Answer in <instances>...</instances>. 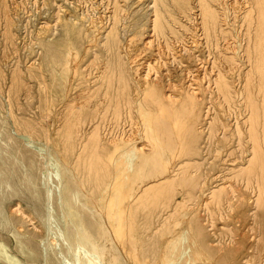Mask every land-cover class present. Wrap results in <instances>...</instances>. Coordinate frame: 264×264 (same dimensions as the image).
<instances>
[{
	"label": "rangeland",
	"instance_id": "1",
	"mask_svg": "<svg viewBox=\"0 0 264 264\" xmlns=\"http://www.w3.org/2000/svg\"><path fill=\"white\" fill-rule=\"evenodd\" d=\"M3 1L4 0H0V243L6 246L9 255L18 258L23 262L22 264H35L32 260H42L44 258L47 259V262L43 263L39 261L38 264H73L75 263L74 249H76V243L78 242L82 246L87 247V250L95 253V256L89 255L95 262H97L96 258H99L103 264H211V262L213 263V260L218 258L219 255L217 250L212 248L214 243H219V240L220 242L223 241L228 243L232 238L246 234L247 231L248 234L253 233V230L250 228L253 224H249L253 222L252 217L248 215L245 217L244 221H237L235 215L237 209L233 205L234 200H231L230 202H227L226 200L217 201L216 196H214V198L213 196H209L208 191H203V188L211 185L212 182V185H215L222 181H212L210 178L208 179L207 175L205 178V175L198 174L200 173V169L204 168L203 170L206 172L208 169L207 167L210 166L214 169L216 168L215 171H217L220 167L218 164H220L221 160L228 157L227 153L229 152V157H231L238 150V145L236 146L237 136L233 133V128L231 126L234 125L236 119H241V116L245 114L246 110L243 106L245 104V87L247 86L245 80L247 79L246 73L250 69V66L245 63L246 59L243 56L247 44V22L239 9L241 6L247 5V0H232V2L231 0H228L227 2L222 0H212L214 1L213 3L215 7L219 9L218 12L221 13L219 16L220 19L216 24L217 28L215 33H217L218 28L219 31H221H218L217 34L214 33L207 35L205 29H203L204 26L201 20V11L198 0H188L190 6L187 9L188 13L174 12V9L173 12L176 18L175 21L172 20L171 22V28L173 27V30L165 29L164 34L151 28L152 25L149 24H152V21L149 22L147 17L144 16L147 14L146 10L149 9L148 12H151L149 4L151 5L152 2L150 0H144L142 5L148 3L144 5L145 7H142L141 5L139 8L140 12L138 11L135 14V16H139L142 21L139 22L138 29L141 27L140 30L136 29L137 32L133 31L134 27L132 30L130 28L132 32L130 30L126 32L125 30L123 31L119 29V32L121 31L120 40H122V42L127 40V43L128 39H131V43L132 39L135 37V45L140 44L138 46L136 45L138 47L136 52L141 51L137 54L138 56L140 55V61L142 62V73L146 74V76L148 75L151 79H155L153 81L156 83H160L159 85L156 84L157 88L159 87V91H162L164 88L168 90V93L171 91L170 94L172 95L170 96L174 97H171V99H173L172 101L178 99L175 108L176 112L179 113L181 117H178V119L175 120L173 119L175 117L174 115L178 116L179 114L172 112L174 115L168 120L172 113L170 114V110L168 109V112L163 113L164 110H167H163L166 105L161 102L162 100L160 101L156 96L150 95L151 91L148 87H144L143 85H141L142 87L140 85H136L135 87L132 78H128L129 80L126 79L123 83H126L127 85L129 83L130 85V82L132 81L131 84L133 86L130 85L127 87L129 91H127V94H129L126 95L127 97L125 96V99L129 96V102L120 99L118 96L122 92L118 90L122 88L120 82L117 83L120 87L117 89L118 91L111 92V86H107L111 84H108L106 80L104 81V79H101L99 76L100 74L97 75L102 67V61L104 56L106 57V53L104 54L105 51L102 50L101 45L98 43H96V45L93 41L89 40L92 37L91 34V36L87 35V37L90 38L85 37V43L81 45L78 53V58L83 62L82 67L85 70L84 73L86 75L81 78L79 76L77 80H79L78 82L81 83V86L87 89L85 90L86 93H84V96L79 99L82 100L77 101L73 105V110H78L80 115L76 118L74 115L71 116L68 113V108H66L68 107V104L66 103L69 101L72 102L71 94L69 93L70 85L76 79L75 76H72L70 78L71 83L69 82L62 85L63 79L56 74L57 69L55 71L53 65V59L56 57L53 41L60 32L58 15L61 14L63 10L75 9L76 13L81 14L85 18L88 19L90 16L91 18L95 17L94 19H97V21H100L101 19L100 23H103L102 21H104L107 25L109 23L107 16L109 15V8L112 5V0H42V2L41 0ZM56 1L58 3L60 2L58 5L62 10L57 6ZM104 2L108 4L106 5ZM238 2L240 3V6ZM170 4L171 7H173L171 0ZM55 5L58 8H54ZM146 5H148V7ZM222 5H225V7H222ZM237 5L239 6V8H237L239 12L237 10L235 11L236 8H233ZM85 9H87V11ZM86 12H88L89 15ZM101 14H103V16ZM142 18L145 19L142 20ZM150 18L152 19L153 16H150L149 19ZM178 18L179 20L177 21L176 19ZM129 19L131 18L129 17ZM129 19L127 20V23L129 22ZM51 21L55 22L53 23ZM253 21L255 22L254 19H252V22ZM222 22L223 24H221ZM131 23L132 22L130 21V24ZM219 25H223L221 26V29ZM118 26L121 28L120 22H118ZM252 28V32L254 33L255 25ZM38 31L41 32V34ZM130 33H133V35ZM126 34L129 38L124 37L127 36ZM139 36L142 37L140 38ZM86 39H88V41ZM137 40L140 42L138 41L139 43H137ZM142 41H145V44ZM141 43L144 48L139 49V47H143ZM89 45H91L92 48ZM230 50H233L235 53ZM96 51H98L97 53L99 54L95 53ZM123 52H121V55L124 57L126 53L124 52V54H122ZM101 53L102 58L100 57ZM220 53L223 56L227 54L232 55L234 59L237 60L234 64L237 63L235 65L238 67L235 68L236 66H234L232 68H225V66H222L221 64L220 65L223 68L219 67L217 61L219 57H222ZM93 54H95V56ZM107 55H109L108 52ZM239 58L241 60L244 59L240 61ZM94 61L97 62L95 63ZM109 68V70L113 68L114 72L118 70L117 68L115 69V67ZM127 69L128 68L125 69L127 74L131 76L129 73L130 70ZM92 70H94V72ZM220 70L225 72V79L229 81V84H231L233 88V90L231 88L233 94L231 93L227 100L225 98L224 90L220 83H218L220 82ZM87 71L88 73H86ZM261 71L264 72V68H260L259 73L253 69L251 73L252 76L250 75V78L248 77L252 88L249 85L248 87L251 88L252 92L254 91V93H252L253 96H256L257 91H259L260 95L262 93V95H264V73H261ZM55 74L57 79L54 78ZM92 76L94 78H92ZM89 77L91 80H89ZM82 82L88 83L85 85ZM99 83L102 85L99 86ZM185 83L187 87L191 88L190 91H193L194 98L193 94L192 96L187 95L185 97L184 94L182 95V91L180 92L183 85L186 86ZM195 85V88L192 87ZM130 87L131 89H129ZM94 89L95 93L93 92ZM104 89L107 95L104 92ZM196 89H198V93L196 92ZM116 94L118 98H116ZM113 95H115V97H113ZM109 96H111V98ZM191 97L193 98L192 100H190ZM107 98L112 100L115 99L116 101H113V105L111 104L112 100L109 102L110 104H106L109 100ZM179 100L182 102L180 103ZM90 101L94 103L97 108H100H98L99 111H97V108H95L96 110L90 109V112L87 111L88 103ZM192 101H195L201 107L208 110L207 112L209 114L204 116V124L202 125L204 129L199 139L200 147L203 148L202 153L204 154L205 160L202 159V161L204 160V163L202 164L201 162L198 163V171L194 174L195 183L197 181V185H187V187H190H188V190H190L189 194H184L186 195L184 196L183 202L185 206H179L180 208L176 209L177 212H172L170 215L171 218L167 217L165 220H159V218L156 217L157 214L165 215L167 213L168 207H166V205L171 198L177 197V199H180L181 190L177 188V183L180 185L178 179L164 181L163 183L161 182L160 184L151 187L153 190H146L145 194H143L144 196H140L136 203L138 207L135 206L130 211H118L108 206L99 209V207L97 208L91 202H87L84 205V202L87 199L89 200L87 195L91 194V197L98 201L99 197L104 194V199L107 198V200H109L112 190L119 193H125L128 187H132L137 182L141 183L142 181L141 184H143L150 176L162 173L164 171L163 167H165L164 164L167 163V165H169L170 162L175 161L176 159L178 160L186 155L180 154L182 149L184 150L185 148L184 139L180 138L182 137V134L184 137L183 128L181 130V119L186 112H184L186 109L183 107L189 105ZM124 102L127 106H125ZM160 103H162V105L164 104L163 108L159 106L157 107ZM136 104H139V108L138 106H135ZM110 105L114 109L111 108ZM261 105H264V98L261 100L260 107ZM106 106L107 108H105ZM170 107L173 108L172 105H170ZM102 108H105V110ZM126 108L129 111L128 113ZM146 108H149V110ZM155 108H159L158 111ZM263 109L264 106L260 108L261 115L264 114ZM93 111L96 116L93 114ZM117 111L119 112L117 113ZM91 113L92 115L90 116L94 117H92V119L89 116ZM68 115L67 123L65 122L63 124V120L61 119H64V117ZM214 115L219 116L218 119L219 121L221 119L220 122L224 121L229 123L230 128L228 125L225 127L223 125V127L220 126L221 123L217 121L215 122L213 130L210 131L212 133H210L208 130L209 122L211 121V116ZM159 116L162 117V119H165L164 117H166V121H171V124L172 119L174 120V123L172 124L175 127V129L173 127L174 130L171 128L172 126L170 123V126H167L170 130V134L168 133L169 139L171 141V139L174 138V141H171L172 143L170 142L171 145H173L168 146L166 157L161 160L160 158H157L159 160H157L159 162L158 164L161 165L157 172L146 174L148 172L147 170H149L148 167L147 169L144 167L137 169L134 166L131 168L133 160L127 155L122 154L127 147L123 140L131 133L135 134V138L133 137V139H135L136 144L147 150H153V152L156 153V148H159L158 146L168 138L167 132H162V130L159 131L158 124L156 123L157 119L154 118H159ZM81 117L84 119L82 120ZM75 119L77 121H75ZM88 119L91 121H88ZM58 120H60V122ZM97 121L100 122L101 126H99ZM104 121L108 124H105ZM75 122L79 123L78 132H81H77V135L74 137L75 139L73 138L71 142L67 144L69 142L68 138L72 135V132L67 131V128L72 126L71 124ZM94 123H97L96 126ZM102 125L104 127H102ZM91 127L93 129H91ZM101 127L103 129H101ZM156 127L158 128L157 130H155ZM215 129L217 130L213 132ZM222 129H224V131ZM169 130L167 131L169 132ZM143 133H145V135ZM147 133H150V135ZM160 133L162 134L160 135ZM79 136H81V139ZM235 137L236 139H234ZM84 138L85 140H83ZM151 139H154L156 142L160 139V141L156 143L153 140L156 144L155 145ZM80 142L81 144H83V142L86 143L83 144V146ZM158 143L159 145H157ZM151 146L156 148L153 149ZM93 147L96 151L93 150ZM170 152L173 154L172 156ZM156 154H159V152ZM194 155L196 154H193V156ZM69 156L71 158H68ZM221 156L223 157L221 158ZM94 164L99 166L96 167ZM77 165H79V168ZM90 165H92L91 168ZM215 165L216 167H214ZM105 167L109 170H106ZM96 173L98 174L97 176ZM197 175H199L200 179ZM229 175H231V173ZM93 178L94 180L98 179L97 182L96 180L95 182L94 180L92 181L91 179ZM230 178L231 176H227L223 181L231 182L232 178ZM122 179L123 181H121ZM83 180H85V182ZM191 186L193 187L192 191ZM225 189V192L228 193V185ZM244 189L249 191L246 187H244L243 190ZM176 190L180 191L177 192ZM234 197L233 199H237L236 195ZM215 201L217 203L220 201V205ZM63 203L65 205L67 204L69 209L65 207V205L62 207ZM249 208H251V206ZM79 210L80 213L78 212ZM256 212H259V208ZM119 214H121V216H119ZM256 224L258 225L257 222ZM61 237L63 238V242L61 241ZM262 241L264 243V239H262ZM64 242L65 246H63ZM60 248H65V255L60 252ZM102 248L105 250H101ZM64 251L62 252L64 253ZM252 255H249L245 260L240 261L245 264H264V261H261L262 258L260 256ZM89 256H84L79 251L80 264H86L85 261ZM238 259L239 258L236 257L232 260L227 259V261L232 264V261H237ZM0 262L9 263L1 256V253Z\"/></svg>",
	"mask_w": 264,
	"mask_h": 264
},
{
	"label": "bare ground",
	"instance_id": "2",
	"mask_svg": "<svg viewBox=\"0 0 264 264\" xmlns=\"http://www.w3.org/2000/svg\"><path fill=\"white\" fill-rule=\"evenodd\" d=\"M53 1V0H52ZM64 1V0H62ZM66 1V0H65ZM70 1V0H69ZM68 1V2H69ZM77 1V0H76ZM79 1V0H78ZM108 1V0H106ZM111 1V0H110ZM152 3L151 5L149 4V8H151V12H148V10H146L147 14H145L144 16L147 17V20L150 22L152 21L151 23L152 24H149V25H152L151 28L157 30L159 33H162L164 34L165 32V29L166 30H171V22L172 20L175 21V15H174V12L178 11V12H183V13H186L187 12V9L190 7L189 6V2L188 0H171L172 2V5L173 7H171V4H170V0H150ZM224 2H227L228 0H222ZM238 1V0H237ZM5 2V0L3 1ZM42 2V0H41ZM57 2V1H56ZM73 2V1H72ZM144 2V0H112V5L111 7L108 9L109 10V15L107 16L108 19H109V23L106 25V22L104 23V21H102L103 23H100L101 22V19L100 21H97V19H94V18H85L84 16H82L81 14H78L76 13V10H63L61 14L58 15V18H59V21H60V32L58 33V36L55 38V40L53 41L54 43V47H55V51H56V57L53 59V65L55 67V71H56V74L58 76L61 77V79H63L62 81V85H65L67 83H71L70 81V78L72 76H75V81L70 85V94H71V101L72 102H68L66 104H68V113L71 115V116H75L76 118H78V115H80L79 111H75L73 110V105L77 102V101H81L79 100L80 98H82L84 96V93L85 90H87L85 87L81 86V83L78 82L79 80L78 77L80 76L83 77L85 76L86 74L84 73V69L82 67V64L83 62L78 58V53H79V49L81 47V45H83L85 43V37H87V35H92L91 41H93L95 44L98 43L99 45H101V48L104 52V54L106 53V57L104 56V59H103V63H102V67L101 69L99 70V73L97 75L100 76L101 79H104V81L106 80L108 82V84L110 83L111 85H107L108 87L111 86V92L113 91H116L118 88H120L118 86L117 83H121L122 84V88L118 89L119 91H122L118 96L120 99H123V100H127L128 101V98L125 99L128 95L127 94V91H128V88L131 84V82L133 81V85L136 87V85H143L144 87H148V89H150V95L152 96H156L157 99H160L161 102H163L166 107L163 108V105L162 103H160L159 105H157V107H161L164 109H168L170 110V114L173 112V113H177L176 112V102L177 100L175 101H172L173 99H171V97L173 96H170L172 94L171 91L170 93H168L166 90V88H164L162 91H159L158 88H157V85L156 84H160V83H156L155 79H151V77H148V75L146 76V74H143L141 70V67H142V62L140 61V55L138 56V52H141V51H138L136 52V50L138 49V45L140 44H136V39H134L132 36V42L130 43V40L131 39H128V42L126 43L127 40H125L124 42H122V40H120V32H119V29L121 30H125L126 32L133 29V31H136L137 30H140L138 29L139 28V22H142L139 18V16H135V14L139 11V8L141 7L142 3ZM147 2V1H146ZM199 2V6H200V11H201V20H202V23H203V29H205V32L208 34H214L215 31H216V24L218 23L219 21V16H220V12L219 9H217L214 5V1L212 0H198ZM232 2V0H231ZM240 2V1H239ZM238 2V3H239ZM245 2V1H244ZM248 2V3H247ZM246 4L247 5H244V6H241V8L239 9L240 13H242L244 19L246 20L247 22V29H246V34H247V44H246V47H245V54H244V58L246 59L245 63H247L249 66H250V69L247 71L246 73V77L248 79V77L250 78V75L252 73V70H256L257 73L260 72V68H264V0H247ZM60 3V2H59ZM58 2L56 3L57 6H59ZM71 3V2H70ZM69 3V4H70ZM77 3V2H75ZM80 3V2H79ZM84 3V2H83ZM102 3V2H101ZM105 3V2H104ZM148 3V2H147ZM145 3V4H147ZM150 3V2H149ZM222 3V2H221ZM234 3V2H233ZM236 3V2H235ZM243 3V2H242ZM78 4V3H77ZM103 4V3H102ZM106 5L108 3H105ZM144 4V5H145ZM216 4V2H215ZM224 4V3H222ZM229 4V3H228ZM245 4V3H243ZM6 5V4H5ZM49 5V4H48ZM82 5V4H81ZM142 5V7L144 6ZM233 5V4H232ZM231 5V6H232ZM242 5V4H241ZM4 6V5H3ZM55 5L54 8L57 7ZM80 6V5H79ZM148 7V5H146ZM217 6V5H216ZM225 7V5H222V7ZM227 6V4H226ZM234 6V5H233ZM238 6V5H237ZM233 7V8H236L235 11L237 10V8H239L240 6V3H239V6L237 7ZM75 7V6H74ZM145 7V6H144ZM6 8V7H5ZM40 8V7H39ZM45 8V6H44ZM58 8V7H57ZM59 8L62 10V8L59 6ZM229 8V7H228ZM232 8V9H233ZM53 9V8H52ZM80 9V8H79ZM145 9V8H144ZM175 9V11L173 12V10ZM225 9V8H223ZM222 9V10H223ZM42 10V9H41ZM50 10V9H49ZM57 10V9H56ZM84 10V8H83ZM87 11V9H85ZM106 10V9H105ZM229 10V9H228ZM40 11V10H39ZM54 11V10H52ZM107 11V10H106ZM238 11V10H237ZM238 11V12H239ZM80 12V11H79ZM105 12V11H104ZM103 12V13H104ZM140 12V11H139ZM145 12V11H144ZM237 12V13H238ZM42 13V12H41ZM55 13V12H54ZM58 13V12H57ZM60 13V12H59ZM81 13V12H80ZM88 13V12H86ZM102 13V12H101ZM107 13V12H106ZM105 13V14H106ZM188 13V12H187ZM53 14V13H52ZM56 14V13H55ZM85 14V13H84ZM80 15V16H79ZM86 15V14H85ZM89 15V13H88ZM94 15V14H93ZM103 16V14H101ZM100 15V16H101ZM177 15V14H176ZM179 15V13H178ZM239 15V14H238ZM101 16V17H102ZM150 16H153V18L149 19ZM54 17V16H53ZM87 17V16H86ZM99 17V16H98ZM100 17V18H101ZM106 17V18H107ZM129 17L131 19H129ZM242 17V18H243ZM38 18V17H37ZM55 18V17H54ZM128 18L129 19V22L127 23V20L126 19ZM103 19V17H102ZM145 19V18H142V20ZM252 19L255 20V22L253 21L252 22ZM56 20V19H55ZM106 20V19H105ZM140 20V21H139ZM177 21L179 20L176 19ZM42 21V20H41ZM47 21V19H46ZM58 21V20H57ZM107 21V20H106ZM130 21L132 22L130 24ZM243 21V19H242ZM45 22V21H44ZM53 22V21H51ZM55 22V21H54ZM53 22V23H54ZM118 22H120L121 24V28H119L118 26ZM245 22V21H244ZM43 23V22H42ZM52 23V25H53ZM128 25H127V24ZM41 24V22H40ZM46 24V23H45ZM130 24V26H129ZM223 24V22L221 23ZM43 25V24H42ZM246 25V23H245ZM255 25V31L254 33L252 32V27ZM41 26V25H40ZM44 26V25H43ZM129 26V27H127ZM132 26V27H131ZM175 26V25H173ZM220 26V29H221V26L223 25H219ZM218 26V27H219ZM225 26V25H224ZM46 27V26H45ZM58 27V26H57ZM169 27V28H168ZM246 27V26H245ZM252 28V29H251ZM143 29V27H142ZM175 29V27H174ZM37 30V29H36ZM54 30V29H53ZM130 30V31H131ZM154 30V32H155ZM173 30V29H172ZM176 30V29H175ZM174 30V31H175ZM219 31V28L217 29ZM150 31V30H149ZM156 31V32H157ZM173 31V32H174ZM217 31V33H218ZM221 31V30H220ZM219 31V32H220ZM242 31V29H241ZM39 32V31H38ZM37 32V33H38ZM132 32V31H131ZM137 32V31H136ZM157 32V33H158ZM169 32V31H168ZM167 32V33H168ZM176 32V31H175ZM174 32V33H175ZM244 32V31H243ZM36 33V34H37ZM41 34V32H39ZM125 33V32H124ZM139 33V32H138ZM145 33V32H144ZM156 33V34H157ZM178 33V32H176ZM215 33V34H217ZM222 33H225V32H222ZM242 33V32H241ZM133 35V33H130ZM129 34V35H130ZM143 34V33H142ZM52 35V34H51ZM90 35V36H91ZM127 35V34H126ZM144 35V34H143ZM145 35L147 36V34L145 33ZM144 35V36H145ZM223 35V34H221ZM243 35V34H242ZM37 36V35H36ZM145 36V37H146ZM160 36V35H158ZM162 36V35H161ZM213 36V35H212ZM225 36V35H223ZM48 37V36H47ZM51 37V36H50ZM123 37V35H122ZM124 37H128L127 36H124ZM123 37V38H124ZM130 37V38H131ZM140 38L142 36H139ZM138 37V38H139ZM144 37V38H145ZM87 38H90V37H87ZM129 38V37H128ZM142 38V39H144ZM45 39V38H44ZM49 39V37H48ZM88 41V39H86ZM140 40V39H139ZM137 40V43H139L140 41ZM145 40V39H144ZM139 41V42H138ZM253 41V42H252ZM134 42V43H133ZM143 42V41H142ZM145 42V41H144ZM143 42V43H144ZM88 44V42H87ZM91 45H93L92 43H90ZM145 44V43H144ZM89 45V46H91ZM97 45V44H96ZM141 45L143 46V44L141 43ZM88 46V45H87ZM88 48V47H87ZM92 48V46H91ZM95 48V47H94ZM100 48V49H101ZM140 48H144L143 47H139ZM86 49V48H85ZM99 49V48H98ZM91 50V49H89ZM142 50V49H141ZM52 51V50H51ZM54 51V52H55ZM86 51V50H85ZM93 51V50H92ZM91 51V52H92ZM125 52L126 55H124V57L121 55V52ZM144 51V50H143ZM231 52H233V50H230ZM229 51V52H230ZM53 52V51H52ZM98 51H96L95 53H97ZM100 52V51H99ZM107 52L109 53V55H107ZM124 52L122 54H124ZM220 52V51H219ZM225 52V51H223ZM227 52V53H229ZM93 53V52H92ZM235 53V52H233ZM85 54V53H84ZM83 54V55H84ZM99 54V53H97ZM141 54V53H139ZM223 54H226V53H223ZM232 54V53H231ZM55 55V54H54ZM88 55V54H87ZM91 55V54H90ZM95 56V54H93ZM92 55V56H93ZM102 53L100 54V57H101ZM220 55H222L220 53ZM241 55V54H240ZM86 56V55H85ZM89 56V55H88ZM98 56V55H97ZM96 56V57H97ZM98 57V58H100ZM83 58V57H82ZM94 58V57H93ZM102 58V57H101ZM126 59V63H125V59ZM220 58V59H219ZM218 58V64H219V67H221V65L225 66V68H232L234 66H236L235 68H237L238 66L235 65L237 63L234 64L235 60L234 57L232 55H222V57H219ZM243 58V59H244ZM89 59V58H87ZM91 59V57H90ZM96 59V58H95ZM240 59V58H239ZM242 59V60H243ZM93 60V59H92ZM102 60V59H101ZM240 59V61H242ZM88 61V60H87ZM98 61L100 62V60L98 59ZM86 62V61H84ZM95 62V61H94ZM93 62V63H94ZM97 62V61H96ZM95 62V63H96ZM98 62V63H99ZM87 63V62H86ZM84 63V64H86ZM90 63V62H88ZM126 64V65H125ZM221 64V65H220ZM89 65V64H88ZM239 65V64H238ZM91 66V65H90ZM97 66V65H96ZM101 66V64H100ZM117 66V67H116ZM88 67V66H87ZM109 67H115V69L117 68L118 70L116 72H114L113 68L111 70H109L110 68ZM218 67V68H219ZM126 68H128L130 70V75L129 76L126 72ZM223 68V67H221ZM93 69V68H92ZM127 69V70H128ZM220 69V68H219ZM87 70V69H86ZM95 70V69H94ZM94 70H92L94 72ZM227 70V69H226ZM225 70V71H226ZM221 72H219L220 74V85L222 87V89L224 90V94H225V98L227 100V98H229V96L231 95V93L233 94V92H231V88H232V85L229 84V81H227L225 79V72L223 70H220ZM58 72V73H57ZM110 72V73H109ZM88 73V71L86 72ZM92 73V72H90ZM261 73H264L261 71ZM56 74L54 75V78L57 79V76ZM91 75V74H90ZM96 75V74H95ZM145 75V76H144ZM252 76V75H251ZM263 76V75H262ZM98 77V76H97ZM155 77V76H154ZM254 77V76H253ZM252 77V78H253ZM85 78V77H84ZM92 78H94L92 76ZM130 79L132 78V81L130 82V85L128 83V85L126 84H123L126 79ZM156 78V77H155ZM159 78V77H158ZM219 78V77H218ZM97 79V78H96ZM100 79V81H101ZM128 79V80H129ZM245 80V83L247 84V86L245 87V104L243 105L245 107V114H243V116H241V119H236V121L234 122V125L231 126L233 128V133L237 136V144L236 146L238 145V150L235 154H233V156L229 157L230 153L228 152V157L227 158H224L223 160H221L220 164V167L217 171H215V169L210 166V167H207V171L204 172V168L203 169H200V175H205V178H206V175L208 176V179L210 178L212 181H215V180H221L222 182L220 183H217L215 185H208L206 188H203V191L206 190L208 191L209 193V196H216V200H226L227 202H230L231 200H234V207L237 209L236 210V217H237V221L241 222V221H244L245 220V217L246 216H250L252 217V223H249L250 225L253 224L250 228L253 230V233L252 234H248V231L246 234H243L239 237H234L232 238L231 240H229L228 243L226 242H220L219 240V243H214V245L212 246L213 249L217 250L218 252V258L214 259L213 260V263L211 262V264H230L229 261H227V259H233V258H236L238 257L239 259L237 261H232V264H245L243 263L242 261L240 260H245L249 255H257V256H260L262 258L261 261H264V243L262 241V239H264V118H263V115H261L262 113H260V108L264 105H261L260 107V103H261V100L264 98V95H260L259 94V91H257V94L256 96H253L252 93H254V91L252 92L251 88L252 86H250V81L249 79L248 80ZM89 80L90 77H89ZM160 80V79H159ZM84 81V80H83ZM88 81V80H86ZM95 81V80H94ZM99 81V82H100ZM118 81V82H117ZM161 81V80H160ZM231 81V80H230ZM91 82V81H90ZM106 82V84H107ZM158 82V81H157ZM184 82V81H183ZM253 82V81H252ZM84 83L85 85L88 83V82H82ZM98 83V82H97ZM102 83V82H101ZM233 83V82H232ZM105 84V83H104ZM191 84V83H190ZM83 85V84H82ZM98 85V84H97ZM102 85L99 83V86ZM120 85V84H119ZM132 85V86H133ZM186 85V83H185ZM219 85V84H218ZM219 85V86H220ZM248 85L251 87H248ZM96 86V85H95ZM94 86V88H95ZM104 86V85H103ZM131 86V87H132ZM171 86V85H170ZM190 86V85H189ZM218 86V87H219ZM91 87V86H90ZM106 87V86H104ZM131 87L129 89H131ZM142 87V86H141ZM173 87V86H172ZM176 87V86H175ZM182 87V86H181ZM192 87H196L195 86H192ZM107 88V87H106ZM198 88V87H197ZM260 88V87H259ZM98 89V88H96ZM122 89V90H121ZM171 89V88H170ZM191 88L184 86L183 85V88L182 90H180V92L182 93V95L184 94V96L186 97L187 95H191L193 94V98H194V93L193 91H190ZM256 89V87H255ZM99 90V89H98ZM96 90V91H98ZM103 90V88H102ZM117 90V91H118ZM136 90V89H135ZM143 90V89H142ZM141 90V91H142ZM179 90V89H178ZM195 90V89H194ZM221 90V89H220ZM233 90V88H232ZM235 90V89H234ZM92 91V90H90ZM100 91V90H99ZM159 91V92H158ZM198 91V89H196V92ZM89 92V91H88ZM95 93V89L93 91ZM104 92H105V89H104ZM109 92V93H111ZM129 92V91H128ZM147 92V93H148ZM101 93V92H100ZM106 93V92H105ZM116 93V92H115ZM119 93V92H118ZM130 93H131V90H130ZM198 93V92H197ZM102 94H103V91H102ZM174 94V93H173ZM223 94V93H221ZM236 94V93H235ZM91 95V94H90ZM105 95V94H104ZM107 95V93H106ZM196 95V93H195ZM93 96V95H92ZM95 96V95H94ZM112 96V95H111ZM111 96H109L111 98ZM126 96V97H125ZM152 96H151V100H152ZM244 96V95H242ZM88 97V96H87ZM98 97V96H97ZM103 97V96H102ZM107 97V96H106ZM113 97H115V95H113ZM112 97V98H113ZM148 97V96H147ZM196 97V96H195ZM92 98V97H91ZM94 98V97H93ZM105 98V97H104ZM116 98L117 97V94H116ZM174 98V97H173ZM176 98V97H175ZM188 98V97H187ZM192 97L190 98V100L193 99ZM200 98V97H199ZM224 98V97H223ZM231 98V97H230ZM242 98V97H241ZM89 99V98H88ZM87 99V100H88ZM100 99V98H99ZM98 99V100H99ZM102 99V98H101ZM106 99V98H105ZM109 99V98H107ZM198 99V97H197ZM235 99V98H234ZM240 99V98H239ZM84 100V98H83ZM92 100V99H90ZM103 100V99H102ZM101 100V101H102ZM112 99H109L106 104H110L109 102H111ZM118 100V99H117ZM149 100V99H148ZM232 100V99H231ZM104 101V100H103ZM102 101V102H103ZM116 101L115 99L112 100V105L113 103ZM144 101H147V100H144ZM159 101V100H158ZM157 101V102H158ZM170 101V103H169ZM189 101V99H188ZM234 101V100H233ZM100 102V101H99ZM126 102V101H125ZM124 102V104H125ZM149 102V101H148ZM179 102L181 103L182 101L179 100ZM244 102V101H243ZM101 103V102H100ZM99 103V104H100ZM117 103V102H116ZM147 103V102H146ZM156 103V101H155ZM154 103V104H155ZM57 104V103H56ZM61 104V103H60ZM64 104V105H66ZM96 104V103H95ZM103 104V103H102ZM130 104V103H129ZM142 104H143V101H142ZM152 104V103H151ZM153 104V105H154ZM186 104V103H185ZM105 105V104H104ZM102 105V106H104ZM139 104H136L135 106H138ZM147 105V104H146ZM170 105H172L173 108L170 107ZM181 105V104H180ZM100 106V105H99ZM101 106V107H102ZM111 106V105H110ZM125 106H127L125 104ZM148 106V105H147ZM179 106V105H178ZM60 107V106H59ZM115 107V105H114ZM169 107V108H168ZM180 107V106H179ZM186 107V108H185ZM183 107L184 109V117H182L181 119V130L183 128V132H184V137H183V134H182V137L180 138H183L184 139V150L182 149V153L180 154H186L184 156H182V158L180 159H176L175 161H172V162H168L169 165L164 164L165 167L164 168V171L162 173H158V174H155L154 176H150L148 178V180L141 184V183H136L135 185H133L132 187H128L126 192L125 193H119V192H116V191H113L111 192V196L109 198V200L104 199V194L101 195L98 199V201H96L95 199H93L91 197V194L90 195H87V197H89V200L85 201L84 202V205L87 203V202H91L94 206H96L97 208L99 207V209H101L102 207H110V208H114L118 211H130L132 208H134L135 206L138 207L136 205V203L138 202V199L140 198V196H142L143 194H145L146 190L148 189H152L151 187H153L154 185L156 184H160L161 182L163 183L164 181H168V180H177L178 179V182H180V185L177 183V188L181 190V197L180 199H177L176 198H171V200L167 203L166 207H168L167 209V213L165 215H161V214H157L156 217L159 218V220H165L167 217H170V215L172 214V212H175L177 208H180L181 205H184L183 202H184V194H189V190H188V187L193 184H196L197 185V181L195 183V178H194V174L196 173V171H198V163L201 162L204 163L203 161L205 160L204 159V154L202 153V149L200 147V137H201V134L203 132V120H204V116L209 114L206 110L204 109L203 107H201L198 103H196L195 101H192L189 105ZM62 108V107H61ZM97 108L96 105H94V103H92L91 101L88 103V110L89 111L90 109H95ZM99 108V107H98ZM97 108V109H98ZM107 108V106L105 107ZM105 108H102L103 110H105ZM109 108V107H108ZM111 108H113L111 106ZM139 108V106H138ZM59 109V108H58ZM65 109V108H64ZM100 109V108H99ZM99 109L97 111H99ZM114 109V108H113ZM112 109V110H113ZM116 109V108H115ZM127 109V108H126ZM125 109V110H126ZM147 109V108H146ZM156 109V108H155ZM159 109V108H158ZM158 109H156L158 111ZM57 110V109H56ZM60 110V109H59ZM62 110V109H61ZM96 110V109H95ZM107 110V109H106ZM118 110V109H117ZM130 110V109H129ZM134 110V109H133ZM136 110V109H135ZM140 110V109H139ZM149 110V108L147 109ZM146 110V111H147ZM161 110V109H160ZM167 111H163V113H166L168 112ZM264 110V109H263ZM262 110V111H263ZM67 111V110H66ZM95 111V112H97ZM131 111V110H130ZM145 111V112H146ZM154 111V109H153ZM183 111V110H182ZM90 112V111H89ZM109 112V111H108ZM114 112V111H113ZM112 112V113H113ZM116 112V110H115ZM119 111H117L118 113ZM128 109H127V113H128ZM149 112V111H148ZM48 113V112H47ZM86 113V112H84ZM158 113V112H157ZM172 113V115H168L170 116L169 119L172 118V116L174 115ZM182 113V112H181ZM219 113V112H218ZM217 113V114H218ZM50 114V113H49ZM62 114V113H61ZM66 114V113H65ZM93 114H94V111H93ZM153 114V113H152ZM156 114V113H154ZM169 114V113H168ZM179 114V113H177ZM215 114V113H213ZM212 114V115H213ZM60 115V114H59ZM58 115V116H59ZM86 115V114H84ZM83 115V116H84ZM88 115V113H87ZM92 115L89 114V116ZM95 115V114H94ZM149 115V114H148ZM158 115V114H156ZM165 115V114H163ZM162 115V117H163ZM219 115V114H218ZM211 116V121L209 122V127H208V130L209 132L211 130H213V127H215V122L219 121L218 117L219 116ZM46 116V115H45ZM57 116V117H58ZM64 116V115H63ZM96 116V115H95ZM131 116V115H130ZM151 116V115H150ZM167 116V115H166ZM175 117L173 118L174 120L175 119H178V117H181V115L179 114L178 116L174 115ZM222 116V115H220ZM47 117V116H46ZM56 117V118H57ZM69 115L68 116H65L64 119H61L63 120V124L68 121ZM80 117V116H79ZM91 119L93 116H90ZM162 117L159 116V118L157 117H154L155 119H157V124H158V128H159V131L162 130V132H167V134L169 133L170 134V130H169V123L171 122H168L166 121L167 118L164 117L165 119H162ZM225 117V116H224ZM73 118V117H72ZM86 118V117H85ZM94 118V117H93ZM129 118V117H128ZM151 118V117H150ZM82 119V117H81ZM84 119V118H83ZM82 119V120H83ZM130 119V118H129ZM154 119V120H155ZM162 119V120H161ZM172 119V124L174 123V120ZM16 120V119H15ZM73 120V119H72ZM86 120V119H85ZM95 120V119H94ZM153 120V121H154ZM180 120V118H179ZM223 120V119H222ZM60 122V120H58ZM75 121H77L75 119ZM88 121H91L88 119ZM107 121V120H106ZM117 121V120H116ZM128 121V120H127ZM156 121V120H155ZM221 121V119H220ZM219 121V122H220ZM70 122V121H69ZM79 122V121H78ZM72 123L71 125L72 126H69V128H67V131H70L72 132V135L70 136V138H68L69 142L67 144H69L71 142V140L77 135L76 133L78 132V129H79V123ZM81 122V121H80ZM85 122V121H84ZM94 122V121H93ZM96 122V121H95ZM98 122V121H97ZM105 122V121H104ZM103 122V123H104ZM130 122V121H129ZM152 122V120H151ZM178 122V121H176ZM175 122V123H176ZM13 123V122H12ZM48 123V122H47ZM67 123V122H66ZM99 123V126L100 125V122ZM102 123V122H101ZM107 122H105L106 124ZM132 123V122H130ZM129 123V124H130ZM180 123V121H179ZM221 125L220 126H227L228 127L230 126L229 123L227 122H220ZM81 124V123H80ZM95 124V123H94ZM97 124V123H96ZM95 124V126H96ZM108 124V123H107ZM119 124V123H118ZM171 124V123H170ZM171 124V128L173 129V125ZM177 124V123H176ZM58 125V124H57ZM87 125V124H86ZM93 125V124H92ZM104 125V124H103ZM102 125V127H104ZM117 125V124H116ZM131 125V124H130ZM150 125V124H149ZM153 125V123H152ZM155 125V124H154ZM169 125V126H168ZM94 126V125H93ZM107 126V125H106ZM132 126V125H131ZM157 126V125H156ZM168 126V127H167ZM222 126V127H223ZM90 127V126H89ZM101 127V129H103ZM177 127V125H176ZM133 128V127H132ZM150 128V127H149ZM156 127L155 130L158 129ZM170 128V129H171ZM180 128V127H179ZM217 128V127H216ZM230 128V127H229ZM58 129V128H56ZM90 129V128H89ZM91 129H93L91 127ZM90 129V130H91ZM152 129V128H150ZM171 129V130H172ZM175 129V127H174ZM173 129V130H174ZM86 130V129H85ZM98 130V129H97ZM137 130V129H136ZM140 130V129H139ZM169 130V132L167 131ZM172 130V131H173ZM178 130V128H177ZM180 130V131H181ZM185 130V131H184ZM217 129H215L213 132H215ZM219 130V128H218ZM224 131V129H222ZM228 130V128H227ZM66 131V132H67ZM88 131V130H87ZM143 131V130H142ZM147 131V130H146ZM176 131V130H175ZM226 131V129H225ZM81 132V131H80ZM78 132V133H80ZM132 132V131H131ZM151 132V131H149ZM157 132V131H155ZM178 132V131H177ZM208 134L210 135V132ZM63 133V132H62ZM176 133V132H175ZM182 133V132H181ZM230 133V132H229ZM70 134V133H69ZM145 135V133H143ZM148 135H150V133H147ZM153 134V133H151ZM162 133H160L161 135ZM166 134V133H165ZM169 134H168V138L165 139L164 142H162V144L159 145V143L157 145H159L158 147L159 148H155L157 149V152H159V154H156L153 152V150H147L146 148H142L141 146H139L138 144H136V141L135 139H133L134 135L135 134H130L128 135L126 138H124L123 142L125 143V145H127V147L124 149V151L122 152V154L124 155H127L128 157H130L132 160H133V163H132V166L131 168H133V166L135 168H141V167H144L147 169V167L149 168V170H147L148 172L146 174H149V173H156L157 170L161 167V165H159L158 163V159L160 158L161 159H164L167 155V148L168 146L171 145V143L174 141L173 139H169ZM174 134V133H173ZM80 135V134H79ZM154 135V134H153ZM156 135V134H155ZM172 135V134H171ZM170 135V136H171ZM233 135V134H232ZM177 136V135H176ZM212 136V134H211ZM210 136V137H211ZM214 136V135H213ZM81 136H79L80 138ZM86 137V136H85ZM154 137V136H153ZM159 137V136H158ZM209 137V138H210ZM135 138V137H134ZM152 138V137H151ZM161 138V137H160ZM172 138V137H171ZM177 138V137H176ZM75 139V138H74ZM81 139V138H80ZM157 139V138H155ZM162 139V138H161ZM236 139V137L234 138ZM85 140V138L83 139ZM152 140V139H151ZM154 140V139H153ZM152 140V142H153ZM180 140V139H179ZM62 141V140H61ZM65 141V140H64ZM101 141V140H100ZM155 141V140H154ZM160 141V139L158 140ZM157 141V142H158ZM163 141V140H161ZM99 142V141H98ZM156 142V141H155ZM156 142V143H157ZM171 142V143H170ZM86 143V142H85ZM83 142V144H85ZM154 143V142H153ZM179 143V142H178ZM234 143V142H233ZM81 144V142H80ZM81 144V145H83ZM155 144V143H154ZM153 144V145H154ZM181 144V143H180ZM79 145V143H78ZM77 145V146H78ZM156 145V144H155ZM173 145V144H172ZM171 145V146H172ZM178 145V144H176ZM233 145V144H232ZM84 146V145H83ZM94 146V145H93ZM95 147V146H94ZM93 147V150H95V148ZM180 147V145H179ZM177 147V148H179ZM232 147V146H231ZM235 147V146H234ZM150 148V147H149ZM151 148H153L151 146ZM153 148V149H155ZM170 148V147H169ZM237 148V147H236ZM159 149V150H158ZM176 149V148H175ZM230 149V148H229ZM235 149V148H234ZM172 150V149H171ZM180 150V149H178ZM232 150V149H231ZM96 151V150H95ZM230 151V150H229ZM235 151V150H234ZM98 152V151H97ZM100 152V151H99ZM169 152V151H168ZM172 152V151H171ZM170 152V154H171ZM174 152V150H173ZM65 153V152H64ZM96 153V152H95ZM175 153V152H174ZM101 154V153H100ZM99 154V155H100ZM193 154H196L193 156ZM173 154H171L172 156ZM176 155V154H175ZM63 156V155H62ZM102 156V155H101ZM169 155V157H171ZM178 156V155H176ZM227 156V155H226ZM174 157V156H173ZM223 156H221L222 158ZM225 157V156H224ZM68 158H71L70 156ZM67 158V159H68ZM158 158V159H157ZM176 158V157H175ZM179 158V157H177ZM168 159V157H167ZM166 159V160H167ZM170 159V158H169ZM172 159V157H171ZM174 159V158H173ZM202 159H204L202 161ZM218 159V158H217ZM101 160V159H100ZM158 160V161H157ZM165 160V161H166ZM70 161V160H69ZM168 161V160H167ZM166 161V162H167ZM207 161V160H206ZM101 162V161H100ZM209 162V161H207ZM218 162V161H217ZM165 163V162H163ZM68 164V163H67ZM111 164V163H110ZM104 165V164H102ZM102 165H100L102 167ZM68 166V165H67ZM70 166V165H69ZM78 168H79V165H77ZM94 166H99V165H95ZM108 166V165H107ZM113 166V165H112ZM201 166V165H200ZM89 167V166H88ZM92 167V165H90V168ZM94 167V168H96ZM100 167V168H101ZM216 167V165L214 166ZM74 168V167H73ZM104 168V167H102ZM111 168V167H110ZM202 168V167H201ZM218 168V167H217ZM75 169V168H74ZM88 169V168H87ZM106 169V167H105ZM79 170V169H78ZM106 170H109V169H106ZM105 170V172H106ZM76 171V169H75ZM88 171V170H87ZM81 172V170H80ZM108 172V171H107ZM79 173V172H77ZM85 173V172H84ZM83 173V174H84ZM231 173V175H229ZM82 174V173H81ZM86 174V173H85ZM100 174V173H99ZM111 174V173H109ZM98 174L96 173V176ZM108 175V174H107ZM142 175V174H141ZM84 176V175H83ZM87 176V175H86ZM91 176V175H89ZM95 176V174H94ZM93 176V177H94ZM102 176V175H101ZM198 178H199V175H197ZM230 177L232 178V181H227V182H224L223 179L226 178V177ZM82 177V176H81ZM88 177V176H87ZM109 177V176H108ZM111 177V176H110ZM75 178V177H74ZM96 178V177H95ZM100 178V177H99ZM103 178V177H102ZM107 178V177H106ZM140 178V177H139ZM197 178V179H198ZM204 178V177H203ZM230 178V179H231ZM84 179V178H83ZM87 179V178H85ZM200 179V178H199ZM228 179V178H227ZM69 180V178H68ZM92 181L94 180L91 179ZM90 180V181H91ZM96 182L98 179H95ZM94 180V182H95ZM106 180V179H105ZM108 180V179H107ZM180 180V181H179ZM229 180V179H228ZM76 181V180H75ZM85 182V180H83ZM104 181V180H103ZM111 181V180H110ZM123 181V179L121 180ZM170 181V182H171ZM203 181V180H202ZM78 182V181H77ZM81 182V181H80ZM135 182V181H134ZM140 182V181H139ZM208 182V181H207ZM87 183V182H86ZM131 183V182H130ZM228 183V184H226ZM79 184V183H78ZM91 184V183H89ZM100 184H103V183H100ZM186 184V186H185ZM199 184V182H198ZM132 185V184H131ZM187 185H189L187 187ZM205 185V184H204ZM228 185L229 187V192L226 193L225 192V187ZM79 186V185H78ZM92 186V185H91ZM94 186V185H93ZM194 186V185H193ZM203 186V185H202ZM70 187V186H69ZM81 187V186H79ZM107 187V186H106ZM205 187V186H204ZM246 187L248 190H243V188ZM33 188V187H32ZM82 188V187H81ZM157 188V187H156ZM190 188V187H189ZM191 191L193 190V187L191 186ZM195 188V187H194ZM89 189V188H88ZM175 189V188H174ZM83 190V189H82ZM153 190V189H152ZM180 190H176L177 192H179ZM202 190V189H201ZM200 190V192H201ZM188 191V192H187ZM198 191H199V187H198ZM56 192V191H55ZM84 192V191H83ZM89 192V191H88ZM155 193V191H154ZM193 193V192H192ZM196 193V192H195ZM199 193V192H198ZM204 193V192H203ZM179 194V193H178ZM211 194V195H210ZM228 194H231V195H228ZM237 196V199H233V197L235 195ZM58 195V194H57ZM70 195V194H69ZM207 195V194H206ZM47 196V195H46ZM144 196V195H143ZM142 196V197H143ZM158 196V195H157ZM208 196V195H207ZM208 196V197H209ZM254 196V197H253ZM207 197V198H208ZM212 197V198H213ZM253 197V198H252ZM58 198V197H57ZM211 198V199H212ZM215 198V197H214ZM235 198V197H234ZM252 198V199H251ZM213 200V199H212ZM58 201V200H57ZM56 201V202H57ZM77 201V200H76ZM210 201V200H209ZM216 202V201H215ZM225 202V201H224ZM212 203L214 204V202L212 201ZM217 203V202H216ZM215 203V204H216ZM220 201L217 203L219 204ZM75 204V203H74ZM163 204V203H162ZM216 204V205H217ZM222 204V203H221ZM231 204V203H230ZM58 205V204H57ZM64 203L62 204V207H64ZM220 205V204H219ZM140 206V205H139ZM180 206V207H179ZM214 206V205H213ZM251 206V208H249ZM59 207V205H58ZM65 207H68V205L66 204ZM73 207V206H72ZM190 207V206H188ZM195 207V206H194ZM218 207V206H217ZM233 207V208H234ZM260 207H261V210H260ZM142 208V207H141ZM214 208V207H213ZM220 208V206H219ZM223 208V207H222ZM226 208V207H225ZM232 208V209H233ZM259 208V212H256V210ZM51 209V208H50ZM60 209V208H59ZM67 209V211H68ZM76 209V207H75ZM78 209V207H77ZM90 209V208H88ZM166 209V208H165ZM110 210V209H109ZM217 210V209H216ZM221 210V209H219ZM100 211V210H99ZM98 211V213H99ZM163 211V210H162ZM80 213V210L78 211ZM177 212V211H176ZM185 212V211H184ZM109 213V212H108ZM182 213V212H181ZM226 213V211H225ZM102 214V213H101ZM113 214V213H112ZM116 214V213H115ZM214 215V214H213ZM119 216H121V214H119ZM133 216V215H132ZM148 216V215H147ZM219 216V214H218ZM221 216V215H220ZM112 217V216H111ZM123 217V216H122ZM156 218V219H157ZM171 218V217H170ZM225 218V217H224ZM248 218V217H247ZM155 219V218H154ZM227 219V218H226ZM250 219V218H249ZM236 220V219H235ZM251 220V219H250ZM147 221V220H146ZM256 222L258 223V225L256 224ZM224 224V223H223ZM235 224V223H234ZM248 224V223H246ZM226 225V224H225ZM227 226V225H226ZM229 226V225H228ZM170 227V226H169ZM249 228V227H248ZM58 231V230H57ZM61 231V230H60ZM242 232V231H241ZM61 234V233H60ZM215 234V233H214ZM240 234V233H239ZM56 235V234H55ZM62 238V237H61ZM216 239V238H215ZM214 239V240H215ZM220 239V238H219ZM224 239V238H223ZM222 239V240H223ZM248 239V240H247ZM63 242V238L61 240ZM216 241V240H215ZM249 241V242H247ZM214 242V241H213ZM159 243V242H158ZM76 249H74V255H75V263L73 264H80V259H79V251L81 252L82 255L84 256H95V253L94 252H91L90 250H87V247L85 246H82L81 244H79L78 242L76 243ZM65 246V242H64V245ZM68 246V245H67ZM150 247V245H149ZM69 248V246H68ZM159 249V247H158ZM65 248H60V252L65 255ZM101 250H105V249H101ZM184 250V249H183ZM64 251V253L62 252ZM67 251V249H66ZM0 253H1V256L5 258V260H7L9 263H6V262H0V264H22L23 262H21L18 258H15L11 255L8 254L7 252V248L4 244L0 243ZM72 253V252H71ZM158 253V252H157ZM73 254V253H72ZM235 255V256H234ZM88 257L86 259V264H103L99 258H96L97 259V262L94 261V259H92L91 257ZM43 262V263H46L47 262V259L44 258L42 260L40 259H34L32 260V262H34L35 264H38V262ZM260 261V263H261ZM231 262V261H230ZM27 264V263H26ZM32 264V263H30ZM247 264V263H246Z\"/></svg>",
	"mask_w": 264,
	"mask_h": 264
}]
</instances>
